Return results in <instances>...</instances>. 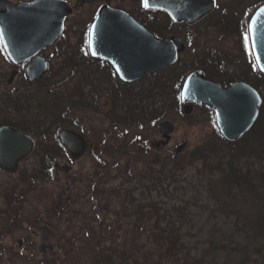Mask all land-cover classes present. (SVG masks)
Listing matches in <instances>:
<instances>
[{
	"label": "rangeland",
	"instance_id": "1",
	"mask_svg": "<svg viewBox=\"0 0 264 264\" xmlns=\"http://www.w3.org/2000/svg\"><path fill=\"white\" fill-rule=\"evenodd\" d=\"M259 2L264 0H257L256 6ZM249 3L250 0H233L226 1L225 6L240 14ZM217 33L215 28H209L204 34L211 42ZM64 46L50 49L49 72L36 85H26L23 73L17 74L9 85L12 65L4 62L5 81L0 88V103L8 108L6 111L13 119L18 113L11 103L29 102L28 111L21 108L19 114L36 118L38 132L48 129L47 133L54 134L44 143L48 144V150L59 148L54 136L62 128L77 131L89 138L92 146L94 143L98 146L90 145L91 151L84 158L70 162L68 174L51 173L49 186L36 185L19 210L21 218L15 221L14 230L26 234L21 238L24 246L30 237L45 229L52 253L42 258L39 254L37 257L33 248L27 253L4 249L0 251V264H98L102 259L105 262L101 264H181L182 255L187 253L190 255L185 260L187 264H240L243 255L239 249L251 242L243 231V218L255 215L260 205L264 208V198L253 197L252 202L247 196L241 197L238 190H232L231 194L235 195V199H230L234 203L232 211L219 210L208 190V174L202 173V160H190L197 149L219 141L210 111L195 107L185 113L176 104L175 97L170 98L171 104L168 97L159 98L158 108H148L152 100L146 96L140 100L138 96L161 74L131 87L119 85V88L110 83L112 78L110 81L106 77L96 78L87 72H83L82 78V74L78 75L80 70L71 72L75 60L61 56ZM76 49L69 45L65 52L73 54ZM203 52L207 51L198 44L197 47L188 45L182 64L190 68L195 64V54ZM257 86L262 104L261 121L256 130L262 131L264 83L261 81ZM72 87L81 94H76ZM122 90L128 96L127 101L113 104V97ZM117 116L126 117L129 122L117 123ZM161 122L173 126L168 139L157 129ZM254 136L255 131L245 135L242 148L246 153L243 149L237 153L235 164L242 173L249 172L258 188L256 193L264 196V140L256 142ZM38 155L35 151L27 165H33ZM175 162L182 165L176 167ZM23 174L24 182H30L31 174L20 173ZM14 180L11 175L0 174V183ZM9 208V204L0 205V218L7 215ZM235 210L239 217L235 216ZM169 229H173L184 247L176 252L177 259L167 260V244L163 238ZM210 238H218L228 245L212 248L208 243ZM2 243L3 239L0 247ZM244 264H264V256L249 252Z\"/></svg>",
	"mask_w": 264,
	"mask_h": 264
},
{
	"label": "flooded vegetation",
	"instance_id": "2",
	"mask_svg": "<svg viewBox=\"0 0 264 264\" xmlns=\"http://www.w3.org/2000/svg\"><path fill=\"white\" fill-rule=\"evenodd\" d=\"M36 1L37 0H0V17L14 6L21 3H34ZM62 1L71 8V13L65 18L62 34L52 47L41 50L22 64H14L7 55L3 42L0 43V88L5 81L4 62L7 61L12 65L9 70L10 79L7 81L9 85L19 73L25 75L26 85H36L38 82H29L27 79L26 68L36 57L39 56L44 58L47 61V70L42 77V79H44L51 66L48 52L55 46L64 45V53H61V56L65 59L82 61V70L84 72H92L95 74L96 78L106 77L105 79L107 80L108 78L110 81V78H112L114 74L116 78H112L113 82L110 81L112 85L131 87L139 81L148 79L150 76L161 74L159 76L161 81L163 83L166 82L165 85H167L168 89H172L173 95L178 91L181 95L186 78L194 72H201L205 80L214 82L221 88H227L235 83H245L257 90L256 86L261 82V72L256 66L252 48L250 45H246L244 41V36L248 34L247 28L252 15L262 6L260 2L259 4L257 3L258 5L256 6L257 0H250V3L244 7L243 12L240 14L230 11L225 6L226 1L232 2L233 0H213V6L210 12L194 23H189L186 20L175 22L165 10L155 8L153 6L155 2L151 0H149L148 8L143 6V0ZM111 10L119 11L126 15L122 16L129 19L126 24L131 26V30L129 29L128 32L130 31L133 33V26L135 25L142 29V31H139V34L142 36L147 32L159 40L179 38L184 45V51L178 53L175 64L153 71L133 83H126L119 78L116 70L108 60L101 57H93L89 52V33L91 32L92 25L101 12L102 14H109ZM100 28L105 27L102 26ZM209 28H215L218 32L216 38L211 42L207 41V34H204ZM104 34L105 31L100 29L98 31V38H102ZM190 44L196 47L198 44L200 49L206 50L207 52H203V54L200 55L195 54L193 57L195 64H192L189 68L182 64L181 58L184 54L186 55L187 47ZM69 45L77 47L75 53L73 52V54H70L69 52H65L66 47ZM89 61L95 65V67L93 66L94 68L88 64ZM189 69L191 70L188 72ZM170 70L171 72L169 75L166 74ZM184 71L186 73H184L185 79L181 82L182 73ZM107 88L111 90L109 85H107ZM257 92L259 93L260 91L257 90ZM164 94L167 95L169 99L173 96L165 92ZM175 102L176 104L178 103V107L180 108L199 107V105L190 103H185V105H183L182 100L179 99V101H177L176 97ZM169 104H171V99ZM11 105L18 113L13 115V119H10L9 113L6 111L8 108H3L0 103V128L11 127L23 132L33 141V148L28 156L19 161L15 173L0 169V174L11 175L15 179L14 182L0 183V205H10L7 215H5L4 218H0V240L3 239L0 251H4V249H16L18 251L24 250V252L27 253L30 252L28 249L33 248L37 252L36 255L39 254L42 258H45L47 254L52 253L53 250L52 246L49 244V237L46 230L41 229L38 231L35 236L30 237V242L24 246L21 238L22 235L26 234H21L19 231L14 230V223L21 216L19 210L23 204L25 205L28 199L27 195H30L34 191L36 185L46 184V186H49L50 174H53L54 171L63 173L61 169L64 166H67L70 172V162L75 163L84 158L89 150L91 151V149H89L90 145L93 148L97 147L98 143H94L92 146L89 138L87 139V137L82 134L87 141V150L80 159L72 160L71 155L62 145L59 135L56 134L54 136V141L58 144L59 148L53 150L49 147L48 150V144L44 145V143L50 141L51 134H54L47 133L46 131L48 129L38 132L36 118L28 119L26 116L22 117V115L19 114V112L22 111L21 108L27 109L28 111L30 107L29 102H17L16 100L12 102ZM43 146H46L45 149ZM35 151L37 155L40 154L34 157L33 165H27L28 160L33 156ZM21 172L31 174L29 175L31 181L24 182L26 176L24 174L20 175ZM95 190L97 189L95 188ZM4 245H7V248H3Z\"/></svg>",
	"mask_w": 264,
	"mask_h": 264
},
{
	"label": "water",
	"instance_id": "3",
	"mask_svg": "<svg viewBox=\"0 0 264 264\" xmlns=\"http://www.w3.org/2000/svg\"><path fill=\"white\" fill-rule=\"evenodd\" d=\"M155 8L165 10L172 20L189 23L202 18L210 12L213 0H151ZM264 5L252 16L254 24L255 48L252 53L258 69L264 74ZM71 8L62 0H37L34 3H21L0 17V33L3 34V45L14 64H22L41 50L54 45L60 37L65 18ZM122 12L112 11L99 14L91 28V46L89 52L93 57H101L114 67L119 78L126 83L135 82L143 76L173 65L177 55L184 51L179 38L159 40L145 32L142 36L139 26L127 25ZM104 26L105 28H100ZM105 31L98 38L99 30ZM47 70V61L36 57L26 68L30 82L39 81ZM182 100L192 104L207 106L215 112L218 130L228 142L241 139L254 125L259 115L261 97L251 86L235 83L227 88L205 80L201 72H194L184 82ZM191 107L185 108L189 113ZM172 126L163 122L158 125L160 134L168 139ZM59 138L73 160L79 159L87 150L84 137L74 131L63 129ZM33 141L23 132L11 128H0V169L15 173L21 159L30 154ZM179 149L176 150L178 152ZM61 171L68 173L64 166Z\"/></svg>",
	"mask_w": 264,
	"mask_h": 264
},
{
	"label": "trees",
	"instance_id": "4",
	"mask_svg": "<svg viewBox=\"0 0 264 264\" xmlns=\"http://www.w3.org/2000/svg\"><path fill=\"white\" fill-rule=\"evenodd\" d=\"M77 62H81L82 61H75V65L72 66L71 68V72H77L78 70H80L81 72H79L78 75L82 74V78L85 77V74H83V70H82V66L80 65V63ZM83 64V63H82ZM88 64L90 66H94L95 65L89 61ZM93 67V68H94ZM92 68V70H93ZM85 73V72H84ZM89 74H92V72H87ZM185 71L182 73V80L181 82L185 79ZM156 77V76H155ZM112 78H116L115 75H112ZM261 81L262 83H264V75L261 74ZM111 82H113V80H111ZM165 83H163L161 81V78H158L156 80H154V82L151 84L150 88L148 87L147 94L142 91L141 94L138 96V98L141 100L143 99L144 96H146L147 98H150L152 100V102L147 105L146 107L148 108H158V102H159V98L161 97H165L167 98L168 96L164 94V92L167 94L169 93L170 95H173L172 89L167 87V85H165ZM116 87L119 88V85H114ZM121 87V86H120ZM73 89H75L74 87H72ZM256 89L259 90V88L256 86ZM114 90V89H113ZM112 90V92H114ZM75 92H77V89L74 90ZM261 91V90H259ZM149 93V94H148ZM76 94H81L80 92H77ZM125 92L122 90L121 92L118 93V95L116 96V98L113 97V104L115 103H119L120 101H127L128 96L124 95ZM159 94V95H158ZM176 97L177 101L180 99V92L178 91L176 94L174 93V95L172 97ZM171 97V98H172ZM169 98V97H168ZM139 101V100H138ZM137 101V102H138ZM138 105H140V101L138 102ZM124 108H128L127 105L123 106ZM203 108L205 110H208L207 108L204 107H200ZM69 109V108H67ZM143 113H146V109L143 108ZM212 117V120L214 122L215 128H216V135L219 139V141H217L216 144L214 143H209L207 145H205L203 148L197 149L196 151H194L191 154L190 160H194L195 158L197 160H202L203 162V169L204 172L202 173H207L209 180H208V190L209 192L212 193L213 197L215 198V203L217 204V206L219 207V210H228V211H232V208L234 207V203L230 200V199H235V195L231 194L232 190H238L240 193L241 197H249L250 200L253 202V197H258V198H264L263 195L261 194H257L256 191L258 190L255 181H253V177L249 176V172H245L242 173V169L237 166L235 164V161L237 160V153L242 152V147L244 146L243 144V139L234 142V143H229L226 142L220 135L216 124H215V117H214V113L213 111L209 110ZM66 112H63V114H65ZM129 114H135V111H128ZM62 114V115H63ZM117 123H128L129 121L127 120L126 117L122 118V117H118L117 116ZM261 119H258L257 123L254 125V127L251 129V133H254L255 131V136L253 137V140H255L256 142L262 141L264 140V128L262 131H260L261 129L256 130V127L258 125V123H260ZM240 143V144H239ZM241 145L239 148L238 146ZM245 147V146H244ZM264 150V149H263ZM251 151H253V147H251ZM243 152L246 153V151L243 149ZM264 152V151H263ZM262 152V153H263ZM261 153V152H260ZM175 154L172 155V157ZM213 156V157H217V159L215 161L209 160V158ZM262 156V155H261ZM182 165V162H175V166L176 167H180ZM223 193L225 194L223 196ZM245 194V195H244ZM262 205H260L259 207H257V213L255 215L249 214L247 216H245L243 219H245L244 222V227L245 230L243 229V231H245L248 235H247V241H250V243H247L246 246L242 247V249L240 248V252L243 255V259H241L240 264H244L245 261L247 260V254L249 252H254V254L256 255H262L264 256V208ZM225 212V211H224ZM235 216L239 217V212L237 210H235ZM238 223H236L237 225ZM239 225V224H238ZM252 233H250V232ZM163 240L165 241V243L167 244V247L165 249V256L166 259L168 260L170 257H174L177 259V251L180 250L181 248L184 247V245L182 243L179 242L178 237L174 234L173 229H169V231H167L164 235ZM208 243L210 245V247L212 248H226L227 247V243L218 240V238H210L208 240ZM252 249V250H250ZM238 250V249H237ZM184 258L182 260L181 264H187V262L185 260H187L189 253L187 254H183L182 255ZM101 264L104 263L105 261L102 259L99 261Z\"/></svg>",
	"mask_w": 264,
	"mask_h": 264
},
{
	"label": "snow or ice",
	"instance_id": "5",
	"mask_svg": "<svg viewBox=\"0 0 264 264\" xmlns=\"http://www.w3.org/2000/svg\"><path fill=\"white\" fill-rule=\"evenodd\" d=\"M143 6L145 8H148L149 7V0H143ZM264 11V10H262ZM254 32H255V27H254V24H250L247 28V33L245 36H244V41H245V44L246 45H250L253 49L255 48V41H254ZM92 33L90 32L89 33V36L91 37ZM3 42V34L0 33V43ZM90 46H91V40H90ZM256 63L259 64L260 63V58L257 57L256 59Z\"/></svg>",
	"mask_w": 264,
	"mask_h": 264
}]
</instances>
